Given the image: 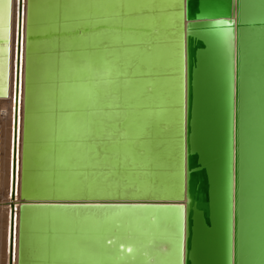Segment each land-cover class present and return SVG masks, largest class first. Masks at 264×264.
Masks as SVG:
<instances>
[{"label":"water","instance_id":"obj_1","mask_svg":"<svg viewBox=\"0 0 264 264\" xmlns=\"http://www.w3.org/2000/svg\"><path fill=\"white\" fill-rule=\"evenodd\" d=\"M237 1L35 0L36 6L26 9L19 207L43 209L50 216L59 208L74 213L67 237L73 255L65 259L67 263L123 262L116 252L104 259L102 249L95 254L87 251L92 239L102 235L103 240L105 233L99 228L86 234L77 215L85 212L82 223H86L100 218L99 214L86 219L90 210L139 207L163 210L168 215L160 222L175 231L170 236L174 242L163 252L158 245L155 256L177 255L178 264H239ZM176 3L179 9L173 7ZM18 4L15 102L22 38L21 0ZM170 16H177V23H169ZM250 25L258 29L264 21ZM225 30L231 32L230 40ZM178 32L179 70L176 51L165 39ZM103 70H107L104 76ZM106 78L108 88H97ZM72 88L80 101L76 94L72 97ZM16 113L15 104L12 198ZM33 116L41 133L32 124ZM178 164L180 196L174 194ZM100 188L113 189V194L105 196ZM10 212L8 264H12V205ZM139 220L143 223L138 225ZM153 223L130 216L122 240L145 235L158 241L159 225ZM145 226L150 231L146 234ZM21 233L22 228L17 264H58L64 253H55L62 247L44 250L50 243L46 238L50 241L53 236L50 228L43 227L40 246L26 255ZM78 252L88 254L81 263Z\"/></svg>","mask_w":264,"mask_h":264},{"label":"bare ground","instance_id":"obj_2","mask_svg":"<svg viewBox=\"0 0 264 264\" xmlns=\"http://www.w3.org/2000/svg\"><path fill=\"white\" fill-rule=\"evenodd\" d=\"M78 0H71L77 2ZM4 0H0L2 4ZM8 18L6 25L0 22V264H8L9 253V236H10V206H13V235H12V264H17V257L20 252L19 248V229L22 228V255L28 254L37 246H40L39 238L43 227L50 228L53 236L50 241L45 243V249H58L55 255L64 253L58 261V264H69L67 259H71L72 250L69 248L67 237L69 230L73 228L71 222L75 215L72 211L59 208L52 211V215H47V211L32 210V208H21L20 198V146L22 140V110H23V65H24V30H25V13L27 8L36 6L35 0H21V45L19 60V77L20 84L15 102V59H16V39L18 29V6L19 0H7ZM235 23L238 30V45L240 46V65H239V101H238V187H237V216L238 225L236 237L238 238V251L240 253L239 264H264V25L258 26V29H251L250 24L253 22L264 21V0H238L235 8ZM177 16H170L169 23H177ZM239 23L248 24L245 27L238 26ZM227 40L231 38V32L225 30ZM168 38L170 40H168ZM169 41V47L176 51L177 36L175 34L165 37ZM165 41V42H166ZM243 56V59H242ZM171 67H176L171 65ZM107 71V70H106ZM106 71H102L101 75H105ZM103 75V76H104ZM105 78V77H104ZM110 81L103 79L99 82L97 88H108ZM76 87L77 85H72ZM70 87V89H71ZM39 89V88H38ZM72 97L74 95L80 101L77 92L72 88ZM76 92V93H73ZM34 96L39 97L38 92H34ZM78 96V97H77ZM34 98V100H35ZM72 98L68 99V103ZM85 100V99H84ZM17 105V126H16V185L15 197L10 196L11 190V156H12V138H13V119L14 105ZM61 117L59 115L56 118ZM32 124H37V120L33 116ZM37 131L42 132L41 129ZM39 134V133H38ZM46 161V159H45ZM47 162V161H46ZM98 192L109 196L113 189L100 188ZM163 202V201H161ZM171 202V201H170ZM164 202V203H170ZM122 203V202H118ZM21 209V210H20ZM37 211V212H36ZM161 211V212H160ZM157 208H112L103 211L97 209L90 210L87 217H98L102 220L97 223L96 219L82 223L84 213L77 215L78 222H81V228L85 230L103 229L105 236L97 235L93 238L91 245H88L87 251L95 254L101 252V256H106L116 252L120 255V264H125L128 260L130 264H178L177 255H159L155 256V250L161 244L160 251L165 250L166 245L174 242L171 235L175 233L172 225L161 223L167 213ZM102 212V214H101ZM105 212V213H104ZM22 214V215H21ZM46 214V215H45ZM83 214V215H82ZM19 215H21L19 217ZM81 215V216H80ZM148 218L158 224L160 229V239L154 240L153 237L139 236L137 239L122 240L123 233L126 231L127 222L130 218ZM163 218V219H160ZM21 219V224L19 220ZM143 223L142 220H139ZM163 222V221H162ZM145 225V224H144ZM158 227V226H157ZM149 227H142L143 233L150 232ZM111 233L112 235H110ZM142 233V234H143ZM122 234V235H121ZM63 235V237H62ZM85 235L80 236V240ZM45 238V237H44ZM43 239V238H42ZM88 239H85L88 244ZM90 240V239H89ZM55 245V248L52 247ZM68 248V253L66 252ZM45 251V252H46ZM63 251V252H61ZM35 252V251H34ZM78 252V262L85 260L88 254ZM45 254V253H44ZM43 254V255H44ZM140 257L143 259L140 260ZM137 257V259H136Z\"/></svg>","mask_w":264,"mask_h":264},{"label":"snow or ice","instance_id":"obj_3","mask_svg":"<svg viewBox=\"0 0 264 264\" xmlns=\"http://www.w3.org/2000/svg\"><path fill=\"white\" fill-rule=\"evenodd\" d=\"M120 7V6H118ZM123 7H127V5H124ZM173 7L179 9L181 5L179 3H176L173 5ZM177 16L179 17V12L177 13ZM8 18V3L7 0H4L2 4H0V22H3L5 25L7 23ZM214 23H220V21H214ZM176 58H177V70H179V58H180V43H179V32L177 34V45H176ZM120 74L119 72L117 73ZM182 177L179 171V164H178V170H177V184L175 185V192L174 194L177 196L182 195ZM180 211V208L177 207V212ZM179 223V217H177V225Z\"/></svg>","mask_w":264,"mask_h":264}]
</instances>
